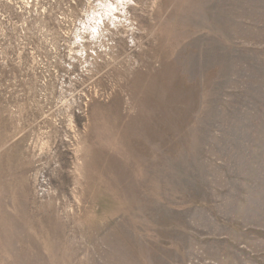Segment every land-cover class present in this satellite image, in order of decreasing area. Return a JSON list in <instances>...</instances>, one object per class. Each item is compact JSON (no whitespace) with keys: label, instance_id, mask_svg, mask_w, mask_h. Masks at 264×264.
<instances>
[{"label":"rangeland","instance_id":"obj_1","mask_svg":"<svg viewBox=\"0 0 264 264\" xmlns=\"http://www.w3.org/2000/svg\"><path fill=\"white\" fill-rule=\"evenodd\" d=\"M0 264H264V0H0Z\"/></svg>","mask_w":264,"mask_h":264}]
</instances>
